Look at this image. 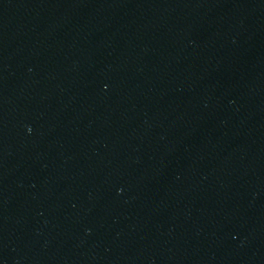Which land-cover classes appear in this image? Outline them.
<instances>
[{
    "label": "water",
    "instance_id": "95a60500",
    "mask_svg": "<svg viewBox=\"0 0 264 264\" xmlns=\"http://www.w3.org/2000/svg\"><path fill=\"white\" fill-rule=\"evenodd\" d=\"M0 264H264V0H0Z\"/></svg>",
    "mask_w": 264,
    "mask_h": 264
}]
</instances>
